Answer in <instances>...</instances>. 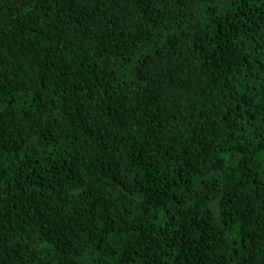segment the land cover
Instances as JSON below:
<instances>
[{
  "label": "trees",
  "instance_id": "1",
  "mask_svg": "<svg viewBox=\"0 0 264 264\" xmlns=\"http://www.w3.org/2000/svg\"><path fill=\"white\" fill-rule=\"evenodd\" d=\"M0 264H264V0H0Z\"/></svg>",
  "mask_w": 264,
  "mask_h": 264
}]
</instances>
